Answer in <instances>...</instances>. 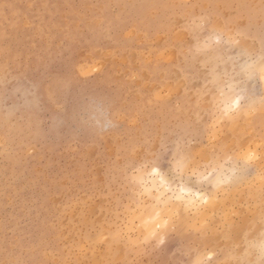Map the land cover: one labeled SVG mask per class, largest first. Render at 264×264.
<instances>
[{"label": "rangeland", "instance_id": "1", "mask_svg": "<svg viewBox=\"0 0 264 264\" xmlns=\"http://www.w3.org/2000/svg\"><path fill=\"white\" fill-rule=\"evenodd\" d=\"M258 3L0 0V261L171 264L188 259L184 252L192 239L179 233L168 236L161 250L148 254L89 246L87 238L116 223L109 209H114L115 177L128 145L147 138L154 125L161 133L165 125L176 127L172 113L175 97L184 94L179 71L184 57L174 41L194 40L187 33L177 37L172 21L192 12L218 17L221 23L239 17L240 27L249 32L241 47L258 54L259 11L239 7ZM220 54L235 52L228 53L221 46ZM5 68L10 89L18 86L17 81L22 88L35 85L37 97H26L23 91L6 95ZM165 72L172 80L161 84ZM64 78L73 80L71 88L50 96V86ZM202 84V77H197L190 87L194 90ZM161 90L173 103L146 107V99ZM13 104L17 111L10 116ZM117 120L123 124L119 129L114 127ZM259 128L257 119L255 132ZM247 131L255 135L251 128ZM185 186L193 196L199 190L194 180ZM125 203L132 202L125 199ZM154 204L147 196L139 205L132 204L139 229L136 235L143 232V222L150 219ZM229 224L230 238L216 236L209 248L219 251L259 244L264 225L258 191L250 206L238 209ZM249 258L258 259L255 250Z\"/></svg>", "mask_w": 264, "mask_h": 264}, {"label": "snow or ice", "instance_id": "2", "mask_svg": "<svg viewBox=\"0 0 264 264\" xmlns=\"http://www.w3.org/2000/svg\"><path fill=\"white\" fill-rule=\"evenodd\" d=\"M180 7L194 9L197 5ZM239 7L259 11L258 54L241 47L249 32L240 27L239 17L225 18L221 23L218 17L192 12L172 21L177 37L187 33L194 40L174 41L184 57L179 68L184 94L175 97L172 113L176 127L165 125L161 133L154 125L147 138H138L128 145L115 177L117 187L111 201L114 209H109L116 223L89 236V246L123 250L126 254H148L161 250L168 236L179 233L192 239L184 252L189 258L171 264H264V232L259 244L219 251L209 248V242L216 236L230 238V217L237 216L238 209L250 206L257 191L264 225V0ZM204 33L207 36L202 39ZM221 46L235 55L220 54ZM7 72L5 68L6 95H19L23 91L26 97H37L35 85L22 88L17 81L18 86L10 89ZM162 75L161 84L171 82L169 73ZM197 77H202L203 84L193 90L190 83ZM72 84L71 78L57 80L50 86L49 94L55 97L58 91L67 90ZM172 103V97L165 96L163 90L145 101L150 108ZM57 105L63 108L59 101ZM16 111L13 104L10 116ZM257 119L260 128L255 132ZM122 126L120 120L114 124L117 129ZM176 128L181 129L179 134ZM249 128L255 135L248 133ZM197 147L200 151L195 150ZM193 180L199 186L195 196L185 186ZM168 192L173 195L167 196ZM146 196L155 204L150 219L143 223L155 227H145L136 235L139 229L132 204L139 205ZM125 199L132 203H125ZM253 250L258 256L256 260L249 258ZM0 264L26 262L3 260Z\"/></svg>", "mask_w": 264, "mask_h": 264}, {"label": "bare ground", "instance_id": "3", "mask_svg": "<svg viewBox=\"0 0 264 264\" xmlns=\"http://www.w3.org/2000/svg\"><path fill=\"white\" fill-rule=\"evenodd\" d=\"M144 226H145V227L152 228V227L154 226V224H148V225H145V224H144ZM154 227H155V226H154Z\"/></svg>", "mask_w": 264, "mask_h": 264}]
</instances>
